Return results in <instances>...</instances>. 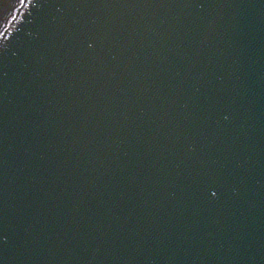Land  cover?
I'll return each instance as SVG.
<instances>
[{"label": "water", "instance_id": "water-1", "mask_svg": "<svg viewBox=\"0 0 264 264\" xmlns=\"http://www.w3.org/2000/svg\"><path fill=\"white\" fill-rule=\"evenodd\" d=\"M0 264H264V0H0Z\"/></svg>", "mask_w": 264, "mask_h": 264}]
</instances>
